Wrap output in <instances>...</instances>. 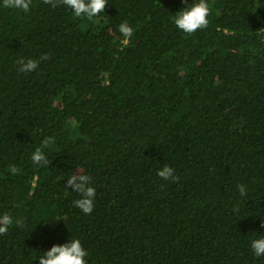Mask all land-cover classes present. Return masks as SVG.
Returning <instances> with one entry per match:
<instances>
[{
  "label": "trees",
  "instance_id": "obj_1",
  "mask_svg": "<svg viewBox=\"0 0 264 264\" xmlns=\"http://www.w3.org/2000/svg\"><path fill=\"white\" fill-rule=\"evenodd\" d=\"M207 2L190 34L172 19L183 0H107L91 20L0 5V214L20 222L0 264H39L69 238L87 264H264L250 248L264 233V0ZM77 169L97 190L90 214L65 187Z\"/></svg>",
  "mask_w": 264,
  "mask_h": 264
},
{
  "label": "clouds",
  "instance_id": "obj_2",
  "mask_svg": "<svg viewBox=\"0 0 264 264\" xmlns=\"http://www.w3.org/2000/svg\"><path fill=\"white\" fill-rule=\"evenodd\" d=\"M185 7L173 15L175 27L184 33H194L208 25V16L210 8L207 0H183ZM32 0H0V5L6 8L17 9L25 14L30 11ZM53 8L62 4L72 10L75 17H84L93 19L104 12L107 0H45ZM118 30L122 34L125 42L133 34V28L128 21H123L118 25ZM17 63L20 65L19 71L30 73L38 67V61L28 58H20ZM51 143L49 138L42 141V147H38L30 155L34 165L46 167L49 164L48 156L43 148ZM12 175H16L19 169L15 165L9 166ZM175 169L168 164H164L157 169V176L165 181H177L179 177L174 174ZM92 176L88 174L71 173L68 175L65 183L67 190H71L78 195L77 199L72 201L73 205L84 214H90L95 206L97 190L93 186ZM236 188L241 197H247L248 190L244 184H237ZM19 224V220H14L8 213L0 214V234L5 233L13 224ZM250 248L255 257L264 256V233H258L256 238L250 241ZM88 251L83 247L78 238H69L63 244H54L43 255L39 256V264H87Z\"/></svg>",
  "mask_w": 264,
  "mask_h": 264
}]
</instances>
